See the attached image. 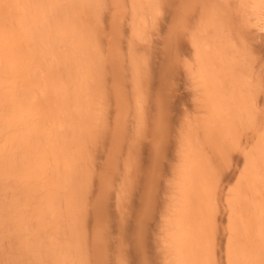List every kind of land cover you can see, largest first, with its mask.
Here are the masks:
<instances>
[{"label": "bare ground", "instance_id": "1", "mask_svg": "<svg viewBox=\"0 0 264 264\" xmlns=\"http://www.w3.org/2000/svg\"><path fill=\"white\" fill-rule=\"evenodd\" d=\"M200 255L264 264V0H0V264Z\"/></svg>", "mask_w": 264, "mask_h": 264}, {"label": "rangeland", "instance_id": "2", "mask_svg": "<svg viewBox=\"0 0 264 264\" xmlns=\"http://www.w3.org/2000/svg\"><path fill=\"white\" fill-rule=\"evenodd\" d=\"M201 255H203V254H201ZM201 255L199 256V260H198V262H196L195 264H203V261L204 262H206V260H203V257H201ZM202 259V260H201ZM205 259V258H204ZM222 259V261H223V259H225L224 257L223 258H221ZM217 260V262H218V259H216ZM216 260L215 261H210L209 259H208V261L207 262H209L210 264L212 263V264H220L221 262H220V260H219V262L217 263L216 262ZM206 262V263H207ZM226 262V261H225ZM209 263H207V264H209ZM222 264H224V262L222 263Z\"/></svg>", "mask_w": 264, "mask_h": 264}]
</instances>
